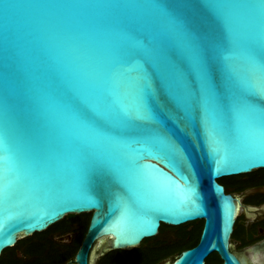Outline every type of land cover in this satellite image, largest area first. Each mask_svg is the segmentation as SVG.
Segmentation results:
<instances>
[{
  "label": "water",
  "instance_id": "95a60500",
  "mask_svg": "<svg viewBox=\"0 0 264 264\" xmlns=\"http://www.w3.org/2000/svg\"><path fill=\"white\" fill-rule=\"evenodd\" d=\"M165 6L191 21L198 60ZM256 95L264 0H0V254L92 214L78 264L98 239L125 250L197 221L168 264H242L241 204L219 181L264 169Z\"/></svg>",
  "mask_w": 264,
  "mask_h": 264
},
{
  "label": "flooded vegetation",
  "instance_id": "af4514ba",
  "mask_svg": "<svg viewBox=\"0 0 264 264\" xmlns=\"http://www.w3.org/2000/svg\"><path fill=\"white\" fill-rule=\"evenodd\" d=\"M244 185L245 183H240L232 188ZM223 186L227 193L239 199L243 209L242 214L239 210L229 240V251L242 264H264V186L248 187L234 192L229 191L231 188ZM87 215L91 220L92 214H82L71 219L66 217L45 232L18 240L14 246L0 254V264H78L77 255L90 225V220L87 225ZM161 241L157 243L147 239L138 247L116 250L112 247L110 238L98 239L90 247L86 263L168 264L174 256L179 257L187 250L180 251L186 242L173 230H169ZM159 246H162L163 250H158ZM212 255L220 258L218 253ZM255 257L259 259L255 260ZM205 263L207 264V260ZM220 264H223L222 260Z\"/></svg>",
  "mask_w": 264,
  "mask_h": 264
},
{
  "label": "trees",
  "instance_id": "16d2710c",
  "mask_svg": "<svg viewBox=\"0 0 264 264\" xmlns=\"http://www.w3.org/2000/svg\"><path fill=\"white\" fill-rule=\"evenodd\" d=\"M219 182L220 184L225 185L228 188H231L229 189L230 192L242 191L244 188H248V187L264 186V169L255 171L248 175L224 178L221 179ZM240 183L241 184L245 183V185L237 188H232L237 184L240 185ZM87 217H88L87 218V225H88L90 216L87 215ZM203 225H204L203 221L189 223L187 225L180 226L177 228H172L166 225H162L158 236L151 240L157 241V243H161L162 242L161 239L164 237V235L169 230H173L174 232H177L186 242V245L184 247H181L180 251H182L183 249L193 248L199 243ZM158 250L160 251L163 250L162 246H159ZM177 257H178L177 255L174 256V260ZM220 263H221V259L217 255H211L207 259V264H220Z\"/></svg>",
  "mask_w": 264,
  "mask_h": 264
},
{
  "label": "snow or ice",
  "instance_id": "6c2138e0",
  "mask_svg": "<svg viewBox=\"0 0 264 264\" xmlns=\"http://www.w3.org/2000/svg\"><path fill=\"white\" fill-rule=\"evenodd\" d=\"M163 14L167 16L170 22L175 26L176 31L174 33L173 40L174 46L190 53L194 59L198 60L199 48L195 43L196 33L191 21L181 15L173 13L167 8V6L163 8ZM202 71H204L205 75H207L209 70L202 67ZM228 75L229 78L232 79L231 73H229ZM256 96L264 97V95Z\"/></svg>",
  "mask_w": 264,
  "mask_h": 264
},
{
  "label": "rangeland",
  "instance_id": "374dc122",
  "mask_svg": "<svg viewBox=\"0 0 264 264\" xmlns=\"http://www.w3.org/2000/svg\"><path fill=\"white\" fill-rule=\"evenodd\" d=\"M242 212H243V209H242V206L240 207V214H242Z\"/></svg>",
  "mask_w": 264,
  "mask_h": 264
}]
</instances>
